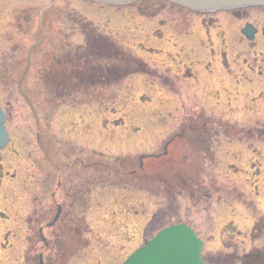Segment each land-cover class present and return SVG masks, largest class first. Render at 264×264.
<instances>
[{
	"label": "flooded vegetation",
	"instance_id": "af4514ba",
	"mask_svg": "<svg viewBox=\"0 0 264 264\" xmlns=\"http://www.w3.org/2000/svg\"><path fill=\"white\" fill-rule=\"evenodd\" d=\"M133 4L131 17L145 18L148 22L142 26L143 21L139 19L136 30L139 33L148 30L145 37H150L151 42L154 38L156 42L155 45L146 43L144 38L139 43L142 55L112 40L115 46H125L128 50L118 51L113 43L103 39H111L108 31L99 28L105 37L95 36L96 24L92 26L87 21L77 24L70 18L71 11L68 20L41 19L35 25H29L30 21L22 25L16 22L15 26L7 24L0 35L3 41V45L0 43V75L12 79L18 73L24 77V84L20 82L16 86L25 92L35 90V87L29 89L26 81L30 70L32 74L36 70L35 75H40L44 82L36 85V90L42 93L35 107L37 127L34 131L28 126L31 116L22 123L14 124L11 120V126L9 112L0 101L10 137L7 149L17 153L13 140L16 138L21 139L22 151L27 150L28 133L46 159L45 163L36 164L32 153L26 154L25 159L30 163L24 177L20 176L22 195L18 197L25 214L20 220L15 218L21 227H14V230L23 234L25 264H56L58 259L65 260L68 251L77 248L81 236L91 234L83 223L90 216L92 171L98 167L103 169L108 163L107 159L100 160L102 163L93 162L94 153L104 157L92 148V125L85 117L88 109L102 108L109 102V97L103 94L93 98L92 89L97 83L92 76L97 73L94 66L100 63L94 64L93 61L99 59L86 50L92 43L101 46L111 60L122 62L119 63L123 66L122 75H119L121 81L143 78L153 96L149 103L152 102L154 108L148 116L152 149L137 156V165L129 169L131 175L137 176L148 165L153 171H171L169 182H180L190 188L193 204L199 206L206 200L208 204L204 207L212 203L216 206L221 189L232 184L229 178L221 179L222 175L216 170V166H220L217 157L238 150L258 154L257 146H264V25L260 26L253 16H264V7L231 5L200 11L169 0H130L102 7L118 13ZM158 14L164 18L152 20ZM48 25H57V29L50 39H45L50 30ZM197 25L204 35L189 32ZM247 25L256 31L251 40L242 33ZM37 57L33 64V58ZM109 65L118 69V64ZM5 86L0 85V90H8ZM50 91L53 95L48 93ZM26 98L34 102L29 96ZM10 99H7L9 105ZM77 111L84 115L78 116L79 122H73L71 114ZM101 122L105 129L106 122ZM111 124L117 127L124 126L125 122L116 119ZM130 130L127 127V134ZM133 130L142 133L141 129ZM71 134L80 138L70 139L67 135ZM178 157L183 162H177ZM228 167L233 168V173L241 171L234 166ZM38 170L42 174L39 177ZM34 184L38 185L37 193L32 190ZM194 193L202 196L197 199ZM4 219L9 220V217ZM252 221L246 235L251 244L248 249L244 248L239 254L237 248H232L234 253L212 257L209 263L264 264V248L254 246L264 232V217L254 216ZM228 229L236 232L230 222ZM9 236L11 240L15 238L8 229L5 240L7 249L11 250ZM87 240H84L85 246ZM37 246L36 257H28ZM45 251L50 254L48 258L44 257Z\"/></svg>",
	"mask_w": 264,
	"mask_h": 264
},
{
	"label": "rangeland",
	"instance_id": "374dc122",
	"mask_svg": "<svg viewBox=\"0 0 264 264\" xmlns=\"http://www.w3.org/2000/svg\"><path fill=\"white\" fill-rule=\"evenodd\" d=\"M6 1L0 0V35L7 24L15 26L16 22L22 25L25 21H30L29 25H35L41 19L55 21L71 18L75 19L77 24L85 21L92 26L96 24L94 27L98 32L94 34L95 36L105 37L100 34L99 28L108 31L111 39H103L113 43L118 51H126L125 46H128L131 51L142 55L139 43L143 42L144 38L146 43L156 44L154 38L151 42L150 37H145V33H149L148 30L143 33L136 30L139 19L143 21L142 26L148 25V22L145 18L131 17V14L134 15V4L115 13L112 9L103 8L102 5L104 7L106 5L104 3L85 0ZM69 11H71V17ZM144 14L149 17V13L144 11ZM253 16L258 20L260 26L264 25V16H255V14ZM162 18L164 16L158 14L152 20H161ZM49 28L45 39L52 37L57 25ZM200 28L199 25L193 26L189 32L194 35H202L203 31ZM112 40L124 43L125 46L117 47ZM28 41H31L29 37ZM0 43L3 45L2 40ZM91 45L86 47V50L94 58L99 59L94 60V64L100 63L99 66H94L97 68V73L92 78L97 85H94L92 89L93 98L96 97L95 95L103 94L109 97V102L102 108L93 106L88 109L85 120L92 125L90 139L93 150L104 157L94 153L93 162L102 163V161L105 162L104 159H107L108 164L106 166L99 164V166H103V169L98 167L92 171L93 198L89 207L90 216L83 223V226L87 225L91 234H83L81 241L77 242V248L69 250L65 260L58 259L59 261L57 260L55 263L122 264L130 254L143 246L158 231L176 222L187 224L204 241L202 250L204 258L226 257L230 253H234L233 250H230L232 248H237L239 254L244 248L248 249L251 244L248 243L246 235L252 225V218L264 216V146H257L258 154L238 150V152L217 157L220 166H216V170L222 175L221 179L229 178L232 184L221 189L220 200H216V206L212 203L204 207L203 205L208 204L206 200L199 206L193 204L190 188H186L180 182L171 181L168 183L171 171H153L148 165L144 166L137 176L131 175L129 169L137 165V156L141 153H149L152 149L148 116L150 110L154 108L153 103H149L153 96L143 78L135 77L124 82L121 81L119 75H122L123 66L119 63L122 62L107 57L101 46L95 43ZM37 59L38 57L33 58L32 63L35 64ZM112 62L118 64L119 70L112 69L114 67L109 65ZM111 73L113 75H109ZM35 74H37L36 70ZM35 74H32V70H30L26 76L29 89L35 87L34 91L29 92L21 91L16 86L20 82L24 84L22 81L24 77L18 73L13 75L12 79L0 75V85L6 84L5 88L8 89L5 92L0 90V101L9 112L10 121L8 123L11 126V120L14 124L22 123L31 116L32 119L30 118L31 121H28V126L32 131L37 127L35 107H38L37 100L42 92L36 90V85L44 82L40 75ZM106 77L108 79H104ZM100 81L102 85H100ZM254 88L259 89L258 87ZM48 93L53 95L52 91ZM27 96L34 102H29ZM8 97L11 98L10 105L7 102ZM41 97L45 98L44 95ZM80 115L84 114L78 111L73 112L70 119L73 122H79L78 116ZM116 119L124 121L125 128L123 125L113 126L111 121ZM102 120L106 122L105 129ZM67 122L70 123L69 119ZM8 123L7 125H9ZM127 127L131 129L128 134ZM135 128L141 129L142 133H137L136 130H133ZM26 136V142L29 145L26 147L27 150L23 149L22 151L21 139L13 138L16 142L14 149L18 155L9 148L0 152V212L3 216L5 215V218L9 217V220H2L0 217V264H25L26 245L22 241L23 234L21 231L14 230V227H21L20 221L19 223L15 222V218L19 219L25 214L22 212L23 205L18 197L22 195L20 176L24 177L25 169L30 163L25 159L26 154L31 152L33 162L35 161L36 164L46 162L43 154L36 147L34 137L31 138L28 133ZM67 136L75 141L80 138L75 134ZM252 143L256 142L252 141ZM50 158L53 156L51 155ZM177 162H183L182 158L178 157ZM227 165L240 168L241 171L233 173V168ZM11 175L15 176L11 178ZM36 175L39 177L42 174L38 170ZM254 185L256 188L253 187ZM38 189V185L34 184L33 192L37 193ZM201 196L200 194L195 197L198 199ZM229 222L236 228V232L229 231ZM8 229L15 234V238L12 240L9 236L11 241H8L12 244L11 250L7 249L5 240ZM85 238L88 239L86 246ZM254 244L255 247L264 248V232ZM38 248L39 246L34 247L28 257L32 255L36 257ZM33 250L35 251L33 252ZM49 255V252L45 251L44 257L48 258ZM42 262L46 263L45 260Z\"/></svg>",
	"mask_w": 264,
	"mask_h": 264
},
{
	"label": "water",
	"instance_id": "95a60500",
	"mask_svg": "<svg viewBox=\"0 0 264 264\" xmlns=\"http://www.w3.org/2000/svg\"><path fill=\"white\" fill-rule=\"evenodd\" d=\"M121 2L123 0H96ZM196 8H212L232 3H261L264 0H174ZM249 34V33H248ZM252 33L249 35L251 36ZM0 110V149L8 142ZM202 243L183 225L171 226L158 232L154 238L136 250L123 264H203L200 259Z\"/></svg>",
	"mask_w": 264,
	"mask_h": 264
}]
</instances>
